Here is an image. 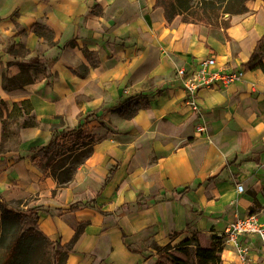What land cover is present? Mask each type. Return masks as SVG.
Wrapping results in <instances>:
<instances>
[{"label":"crops","instance_id":"1","mask_svg":"<svg viewBox=\"0 0 264 264\" xmlns=\"http://www.w3.org/2000/svg\"><path fill=\"white\" fill-rule=\"evenodd\" d=\"M247 5L223 29L168 22L155 0H0V98L28 100L39 122L20 149L0 152V201L39 206V228L60 244L82 226L64 264H155L154 244L196 234L200 247H221L218 234L251 208L264 222V58L246 67L264 37V1ZM207 57L241 77L193 96L177 70ZM22 69L33 81L5 90ZM52 124L59 138L78 127L95 140L59 188L30 152ZM221 260L241 264L229 244ZM246 264H264L258 240Z\"/></svg>","mask_w":264,"mask_h":264},{"label":"trees","instance_id":"2","mask_svg":"<svg viewBox=\"0 0 264 264\" xmlns=\"http://www.w3.org/2000/svg\"><path fill=\"white\" fill-rule=\"evenodd\" d=\"M249 1L251 0H155V6L163 9L164 17L168 22L179 16L183 22L226 29L230 25L231 15L249 10L247 5ZM33 31L54 44L52 42L53 33L49 28L35 24ZM84 53L88 56L94 55L93 52L88 53L85 49ZM263 58L264 37H261L257 41L246 67L263 68ZM33 62L35 65H41L37 59ZM97 63V59L92 62L93 65ZM32 81L28 71L22 69L11 78L4 77L3 87L10 91L16 87L22 88ZM135 110L136 108L132 110V114ZM27 114H31V105L28 100L14 102L9 108L6 102L0 98V118L15 115L22 118ZM31 116L30 121L21 125L23 128L39 125L35 117L32 114ZM58 126L59 124H52V136L45 145L30 149L33 155L42 158V167L55 180L56 188L64 187L71 182L75 167L90 154L92 143L95 141L92 136L86 135V138L81 142H73L66 149H62L57 132ZM77 129L78 127L63 128V136L74 134ZM69 159L74 161L73 172L67 164ZM56 188L52 190V194L56 192ZM0 204L2 205L0 209V264H64L72 244L82 232V226L77 228L70 242L60 244L50 240L39 228L37 223L39 206L29 207L28 213H25L6 207L2 201ZM76 207H70V209L75 210ZM254 212V208H251L250 213ZM192 245H195L194 255L197 258V264H221L222 248L205 249L200 247L196 234H192L190 239L181 242L174 249L186 251ZM154 247L158 255L155 264H188L171 251L173 248L171 245L159 246L154 244Z\"/></svg>","mask_w":264,"mask_h":264},{"label":"built area","instance_id":"3","mask_svg":"<svg viewBox=\"0 0 264 264\" xmlns=\"http://www.w3.org/2000/svg\"><path fill=\"white\" fill-rule=\"evenodd\" d=\"M187 91L195 96L197 91L210 87H226L239 79L240 70H228L215 66V58L207 57L201 60L197 67L186 73L184 69H178ZM203 125L197 126L198 131L204 130ZM237 190L242 191V185L237 184ZM222 249L226 245L232 246L238 261L246 264L249 261V253L255 240L260 243L262 258L264 261V222H261L256 214L249 213L232 221L223 233L218 234ZM242 238H245L243 240Z\"/></svg>","mask_w":264,"mask_h":264},{"label":"rangeland","instance_id":"4","mask_svg":"<svg viewBox=\"0 0 264 264\" xmlns=\"http://www.w3.org/2000/svg\"><path fill=\"white\" fill-rule=\"evenodd\" d=\"M26 111V109H24ZM32 116L31 114H27V116L22 117L19 115L15 116H9V117H3L0 118V152H7V151H13L18 150L22 146L23 142V127L21 126L24 123H27L30 121ZM42 128L47 129L48 126H42ZM35 129V128H33ZM86 135L83 133L75 132L74 134H68L65 136H62L59 138L60 146H62V149H66L68 146H70L73 142H81V140L85 139ZM75 154V153H72ZM75 156V155H74ZM67 164L69 167H71V170L73 172L74 167V161L72 159H69L67 161ZM32 200H26L24 203H29ZM5 203V202H4ZM21 202H17L14 204H11L10 206L7 205L8 208H13L25 213H28V208H22L20 207ZM260 208L256 207L257 212L261 213L264 210V201L260 200ZM2 208V205L0 204V209ZM171 251L178 256L179 258L185 260L188 264H197V258L194 255L195 252V246H190L186 251H179L178 249H174V247L171 249Z\"/></svg>","mask_w":264,"mask_h":264}]
</instances>
